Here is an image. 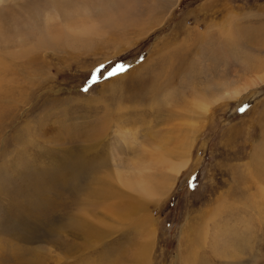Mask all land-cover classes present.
<instances>
[{
  "label": "rangeland",
  "instance_id": "rangeland-1",
  "mask_svg": "<svg viewBox=\"0 0 264 264\" xmlns=\"http://www.w3.org/2000/svg\"><path fill=\"white\" fill-rule=\"evenodd\" d=\"M3 1L0 264H264V0Z\"/></svg>",
  "mask_w": 264,
  "mask_h": 264
},
{
  "label": "bare ground",
  "instance_id": "bare-ground-1",
  "mask_svg": "<svg viewBox=\"0 0 264 264\" xmlns=\"http://www.w3.org/2000/svg\"><path fill=\"white\" fill-rule=\"evenodd\" d=\"M4 1L3 0H0V14L2 13L3 9H4V5H2ZM36 15L37 14H32L31 17H30V21H31V24H34L37 23V21L35 20L34 23L32 20L36 19ZM39 15V14H38ZM37 15V16H38ZM40 16V15H39ZM2 19V17H0V20ZM32 19V20H31ZM13 22V21H12ZM54 17H51L49 16V14H46L45 15V19H44V26L43 28H40V27H36L38 28V36L36 40H38L39 43H42L44 41H46L47 39H49L50 37H53V36H57V35H61V33H59V31L57 30V28L55 27L54 25ZM1 24H2V21H1ZM4 24V23H3ZM16 24V23H15ZM21 22L19 23V26ZM23 25V24H22ZM35 26H38L35 25ZM25 27V25H24ZM4 28V26H3ZM64 31V30H62ZM89 33L92 32V28L91 26L89 27H86L83 29V33L86 35V33ZM96 32V31H95ZM71 33V32H69ZM82 33V34H83ZM66 35V33H64ZM68 34V33H67ZM95 34V33H94ZM63 36V35H62ZM68 36V35H67ZM66 36V37H67ZM60 37V36H59ZM59 39V38H58ZM62 39V38H61ZM60 39V40H61ZM57 41V40H56ZM264 81V76L261 77V82ZM238 91L236 90H233L232 92H230L229 90V93L231 95H238ZM228 93V92H227ZM240 94V93H239ZM205 110V112L207 111V107L205 105H203V108ZM193 139H191V141L189 140V143L187 145H185L184 149L181 151V153L178 155V158L175 162H172L170 164V167H171V170L174 172L171 176H169V178L162 182V183H159L158 185L155 184L154 182V178H152L151 176L149 177H146V178H142L140 180H136L134 182H130V181H127L125 183H123V185L125 186H128L131 188H135V189H138L140 190V193L142 196H153V195H157V196H165L167 193H168V190L170 188H172V186L174 185L178 175L180 174L181 170L186 167L190 161V154H189V147L190 145L193 143ZM174 150V149H173ZM172 149L170 150H166L164 149V147H159L156 149L155 153H157V157L158 159H160L161 162H165L167 161L169 158L173 157V154H174V151ZM176 150V149H175ZM154 156H156L154 153H152ZM168 157V158H167ZM179 157L181 158V160H184V162H181L182 164H180L178 162L179 160ZM177 162L179 163V165H176ZM175 165V166H174ZM147 176V175H145ZM155 177V176H154ZM144 179H147V180H144ZM144 180V181H143ZM145 181H147L146 183H144ZM158 181V180H157ZM141 183H143L142 185H140ZM140 185V187H138ZM160 194V195H159Z\"/></svg>",
  "mask_w": 264,
  "mask_h": 264
},
{
  "label": "snow or ice",
  "instance_id": "snow-or-ice-1",
  "mask_svg": "<svg viewBox=\"0 0 264 264\" xmlns=\"http://www.w3.org/2000/svg\"><path fill=\"white\" fill-rule=\"evenodd\" d=\"M130 67V65H126L123 62H117L113 64V62L109 61L108 64H99L93 69L92 73L90 74L88 82L83 91L87 92L92 85H95L101 80L110 79L114 76L121 75L127 72ZM244 110V108L240 109V111L242 112Z\"/></svg>",
  "mask_w": 264,
  "mask_h": 264
}]
</instances>
